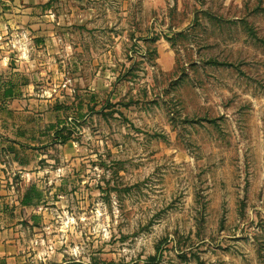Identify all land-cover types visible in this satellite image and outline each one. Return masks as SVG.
Wrapping results in <instances>:
<instances>
[{
	"label": "rangeland",
	"instance_id": "obj_1",
	"mask_svg": "<svg viewBox=\"0 0 264 264\" xmlns=\"http://www.w3.org/2000/svg\"><path fill=\"white\" fill-rule=\"evenodd\" d=\"M3 2L55 51L5 131L50 189L29 264H264V0Z\"/></svg>",
	"mask_w": 264,
	"mask_h": 264
},
{
	"label": "crops",
	"instance_id": "obj_2",
	"mask_svg": "<svg viewBox=\"0 0 264 264\" xmlns=\"http://www.w3.org/2000/svg\"><path fill=\"white\" fill-rule=\"evenodd\" d=\"M3 1L0 0L1 6L6 5ZM3 10L0 9V19L5 15ZM52 45L0 44V264H29L32 248L27 241L28 231H33V240H40L39 237L43 236L38 231L46 223L44 208L46 193L50 189L39 184L42 171L26 155L29 145L5 131L19 127L13 120L19 110L15 103L21 97L32 95L36 56L44 54L52 59L55 53ZM5 114L11 115V119ZM31 188L39 190L42 198L37 203L25 204L24 195Z\"/></svg>",
	"mask_w": 264,
	"mask_h": 264
},
{
	"label": "trees",
	"instance_id": "obj_3",
	"mask_svg": "<svg viewBox=\"0 0 264 264\" xmlns=\"http://www.w3.org/2000/svg\"><path fill=\"white\" fill-rule=\"evenodd\" d=\"M66 129L68 128L57 129L54 132L56 141H59L60 143H66L71 139L70 134L69 135L64 134V132H66ZM41 198H42V193L39 192V190H37L36 188H31V189H28V191L24 195L23 203L25 204L37 203L41 200Z\"/></svg>",
	"mask_w": 264,
	"mask_h": 264
}]
</instances>
